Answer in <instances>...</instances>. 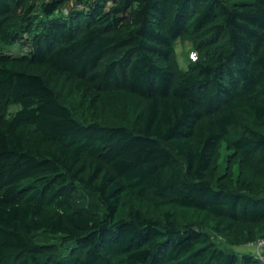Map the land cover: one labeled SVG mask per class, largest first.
Returning <instances> with one entry per match:
<instances>
[{
  "label": "trees",
  "instance_id": "16d2710c",
  "mask_svg": "<svg viewBox=\"0 0 264 264\" xmlns=\"http://www.w3.org/2000/svg\"><path fill=\"white\" fill-rule=\"evenodd\" d=\"M258 239L264 0H0V264H264L233 249Z\"/></svg>",
  "mask_w": 264,
  "mask_h": 264
},
{
  "label": "rangeland",
  "instance_id": "374dc122",
  "mask_svg": "<svg viewBox=\"0 0 264 264\" xmlns=\"http://www.w3.org/2000/svg\"><path fill=\"white\" fill-rule=\"evenodd\" d=\"M191 42L190 41H181L178 40L176 43V57L178 64L181 68H185L188 62L189 54L191 51ZM18 105L13 106L12 109H16ZM238 253L242 252H255L258 253L260 250H262L261 247H259L256 243L255 244H248L244 246L234 247L233 248Z\"/></svg>",
  "mask_w": 264,
  "mask_h": 264
},
{
  "label": "built area",
  "instance_id": "2783aa9c",
  "mask_svg": "<svg viewBox=\"0 0 264 264\" xmlns=\"http://www.w3.org/2000/svg\"><path fill=\"white\" fill-rule=\"evenodd\" d=\"M189 57L191 59H194L196 57V53L194 51H190ZM256 244L262 248V250H264V239H258ZM262 250H260L259 252H261ZM258 252V253H259ZM263 258V256H261Z\"/></svg>",
  "mask_w": 264,
  "mask_h": 264
}]
</instances>
